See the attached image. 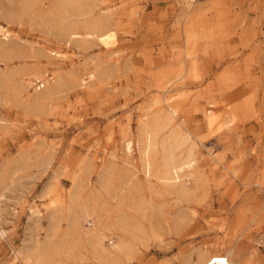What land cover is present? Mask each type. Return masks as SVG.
<instances>
[{
  "label": "rangeland",
  "instance_id": "1",
  "mask_svg": "<svg viewBox=\"0 0 264 264\" xmlns=\"http://www.w3.org/2000/svg\"><path fill=\"white\" fill-rule=\"evenodd\" d=\"M0 26V264H264V0H0Z\"/></svg>",
  "mask_w": 264,
  "mask_h": 264
},
{
  "label": "bare ground",
  "instance_id": "2",
  "mask_svg": "<svg viewBox=\"0 0 264 264\" xmlns=\"http://www.w3.org/2000/svg\"><path fill=\"white\" fill-rule=\"evenodd\" d=\"M60 7V6H59ZM0 33L7 37L9 34V30L7 28H4L3 26H0ZM44 87L43 83H40L38 85V89ZM163 155H164V179L172 182L173 184L181 183V173L180 170L184 167V164L189 163V160L185 161H177L175 156L173 155V151L168 149V147H163ZM179 186V185H178ZM121 223L125 224L127 223L126 218L121 219ZM101 238V237H100ZM101 239H97L96 243H101ZM93 241V240H92ZM110 248L107 250H104L107 252L108 256H113L117 251H123L126 248V243L123 240L119 241H112ZM101 248V246H100ZM103 249V248H102ZM100 251V250H99ZM119 252V254L121 253ZM225 252V251H224ZM127 253V252H125ZM118 254V255H119ZM230 251H227L225 254H221L218 251H212L210 249L201 250L197 254V263L196 264H213V262H216V264H219L220 258H225L228 264H236L232 261L230 256ZM113 258V257H112Z\"/></svg>",
  "mask_w": 264,
  "mask_h": 264
},
{
  "label": "snow or ice",
  "instance_id": "3",
  "mask_svg": "<svg viewBox=\"0 0 264 264\" xmlns=\"http://www.w3.org/2000/svg\"><path fill=\"white\" fill-rule=\"evenodd\" d=\"M102 39H103L105 42H107L108 40L113 39V36L110 35V36H107V37H102ZM3 235H5V234L0 233V236H3ZM213 264H216V262H213ZM219 264H228V262L226 261L225 258H220V259H219Z\"/></svg>",
  "mask_w": 264,
  "mask_h": 264
}]
</instances>
